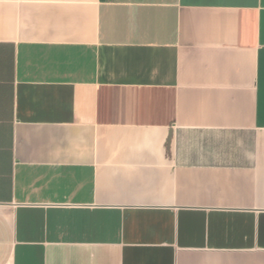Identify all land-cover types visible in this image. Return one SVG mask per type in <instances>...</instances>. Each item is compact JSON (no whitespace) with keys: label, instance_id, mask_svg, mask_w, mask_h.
<instances>
[{"label":"crops","instance_id":"0c3cea01","mask_svg":"<svg viewBox=\"0 0 264 264\" xmlns=\"http://www.w3.org/2000/svg\"><path fill=\"white\" fill-rule=\"evenodd\" d=\"M0 264H264V0H0Z\"/></svg>","mask_w":264,"mask_h":264}]
</instances>
